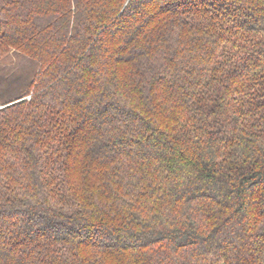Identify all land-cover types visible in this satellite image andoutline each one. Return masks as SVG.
<instances>
[{
    "label": "trees",
    "instance_id": "1",
    "mask_svg": "<svg viewBox=\"0 0 264 264\" xmlns=\"http://www.w3.org/2000/svg\"><path fill=\"white\" fill-rule=\"evenodd\" d=\"M0 264H264V0H0Z\"/></svg>",
    "mask_w": 264,
    "mask_h": 264
}]
</instances>
